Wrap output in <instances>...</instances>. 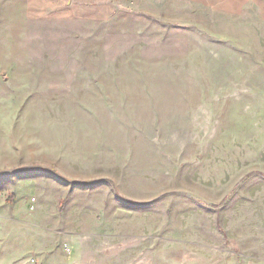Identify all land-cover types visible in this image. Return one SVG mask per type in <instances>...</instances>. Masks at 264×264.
Instances as JSON below:
<instances>
[{
	"label": "rangeland",
	"instance_id": "obj_1",
	"mask_svg": "<svg viewBox=\"0 0 264 264\" xmlns=\"http://www.w3.org/2000/svg\"><path fill=\"white\" fill-rule=\"evenodd\" d=\"M80 3L0 0V264H252L264 20Z\"/></svg>",
	"mask_w": 264,
	"mask_h": 264
},
{
	"label": "crops",
	"instance_id": "obj_2",
	"mask_svg": "<svg viewBox=\"0 0 264 264\" xmlns=\"http://www.w3.org/2000/svg\"><path fill=\"white\" fill-rule=\"evenodd\" d=\"M82 2L83 6L89 2H91V6L94 9H97L98 12L100 9L109 10L112 8L113 3L116 0H77V2ZM187 1L188 3L198 4L201 6L209 7L212 10L219 12L222 15L226 16H235V17H243L242 26L248 25L249 14L255 16L254 22L259 24L260 20H264V0H180ZM251 25V24H250ZM252 26H254L252 24ZM252 32H246L245 29H239L237 32L238 36H260L258 34L257 29L255 31V27H253ZM2 195V194H1ZM253 263L252 264H264V252L260 254L252 256Z\"/></svg>",
	"mask_w": 264,
	"mask_h": 264
},
{
	"label": "trees",
	"instance_id": "obj_3",
	"mask_svg": "<svg viewBox=\"0 0 264 264\" xmlns=\"http://www.w3.org/2000/svg\"><path fill=\"white\" fill-rule=\"evenodd\" d=\"M13 200V196H11V198H10V201H12Z\"/></svg>",
	"mask_w": 264,
	"mask_h": 264
},
{
	"label": "built area",
	"instance_id": "obj_4",
	"mask_svg": "<svg viewBox=\"0 0 264 264\" xmlns=\"http://www.w3.org/2000/svg\"><path fill=\"white\" fill-rule=\"evenodd\" d=\"M2 194V192L0 191V195Z\"/></svg>",
	"mask_w": 264,
	"mask_h": 264
}]
</instances>
